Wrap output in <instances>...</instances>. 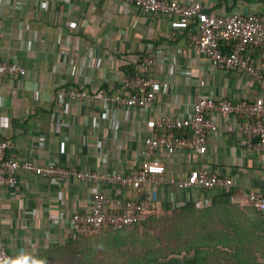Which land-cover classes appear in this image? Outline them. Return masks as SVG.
<instances>
[{"label": "crops", "instance_id": "obj_1", "mask_svg": "<svg viewBox=\"0 0 264 264\" xmlns=\"http://www.w3.org/2000/svg\"><path fill=\"white\" fill-rule=\"evenodd\" d=\"M194 1L208 14L264 16V0ZM169 20L123 0H0V60L14 59L25 71L0 76V138L8 142L7 156L130 173L140 167L153 122L191 111L194 98L264 99V80L215 68L192 52L189 31L172 28ZM62 48L75 52L65 63ZM150 54L158 62L150 75L161 86L152 110L108 107L92 95L63 112L59 88L121 92L130 69L136 72L138 59ZM154 157L164 163L165 178L208 167L233 185L227 191L175 189L176 205L168 183L139 194L104 185L111 203L149 198L155 212L145 226L88 237L74 235L68 225L72 213L88 209L87 185L22 171L15 187L0 188V245L20 264H144L148 252L133 244L136 238L155 224H175L174 232L165 229L163 246L170 251L159 264H259L256 257L264 264V221L247 197L250 190L264 196V157L246 146L243 135L219 130L208 134L203 155L163 150Z\"/></svg>", "mask_w": 264, "mask_h": 264}, {"label": "built area", "instance_id": "obj_2", "mask_svg": "<svg viewBox=\"0 0 264 264\" xmlns=\"http://www.w3.org/2000/svg\"><path fill=\"white\" fill-rule=\"evenodd\" d=\"M143 14L168 17L170 26L188 30L189 46L196 56L207 58L215 68L228 72L241 70L256 81L264 80V16L257 13L230 12L228 15L208 14L202 5L194 0H123ZM262 1V0H259ZM231 42L232 50L226 53L222 43ZM253 49L262 52V59L253 54ZM74 50L62 48L60 56L64 63ZM158 66L154 55L138 59L134 75L121 82V92L108 93L99 88L94 93L81 89L66 91L59 88L56 95L63 112L68 114L70 104L84 102L93 95L104 100L108 107L116 105L138 111L152 110L161 86L150 75ZM91 70V68H90ZM25 75L16 60H0V76ZM67 100L69 102H67ZM221 130L223 133H240L248 148L264 157V99L233 100L231 98L198 96L194 98L191 111L183 115H167L153 122L151 134L144 140L140 167L130 173L117 169L93 170L88 167H66L59 162L39 164L36 161H18L7 156L8 142L0 138V188H12L19 182L18 174L30 172L48 179L64 181L74 179L88 187L89 206L82 212H74L68 218V225L76 236L95 237L105 229L124 230L147 221L155 212V204L149 198L144 200L114 201L107 197L104 185L112 188L132 190L139 194L145 187L154 190L164 183L172 186L169 200L176 205L174 190L227 191L233 185L231 178L222 177L208 167L192 170L183 178H165L166 167L154 156L158 151H182L203 155L206 152L207 136ZM182 131L184 134H176ZM175 190V191H176ZM166 196V195H165ZM248 202L264 221V196L250 190ZM164 199V193H163ZM162 199V200H163ZM56 216L50 219L55 221ZM6 245H0V264H8L11 256Z\"/></svg>", "mask_w": 264, "mask_h": 264}, {"label": "rangeland", "instance_id": "obj_3", "mask_svg": "<svg viewBox=\"0 0 264 264\" xmlns=\"http://www.w3.org/2000/svg\"><path fill=\"white\" fill-rule=\"evenodd\" d=\"M154 229L155 230H152L150 231L149 233L147 232L146 235L144 233V235L140 238H138V240L133 243L135 245H138L140 244L141 248H143L145 251L148 252V254L145 256V261L143 262L144 264H159V261L160 259H162V256L165 254L164 251H170V247H165V245L163 246L164 242V233H165V229L168 230V228H172L174 232V227H175V224H171V225H167L164 226V228H161V226L158 224V225H154ZM119 235H114V237H118ZM121 236V235H120ZM118 240V239H116ZM118 242V241H116ZM163 242V243H162ZM258 248V245L257 246H251V249L252 251H254V249H257ZM233 253L235 252H232L231 253V258L234 259V255ZM261 253V252H259ZM240 254V253H239ZM238 254V255H239ZM151 257H148L150 256ZM252 254H246V257L248 258H251ZM237 256V255H236ZM257 260H259V264H262V262L260 261L259 257H256ZM248 264H256V263H252V259H248Z\"/></svg>", "mask_w": 264, "mask_h": 264}, {"label": "trees", "instance_id": "obj_4", "mask_svg": "<svg viewBox=\"0 0 264 264\" xmlns=\"http://www.w3.org/2000/svg\"><path fill=\"white\" fill-rule=\"evenodd\" d=\"M222 48H223V50L226 52V53H228V51H230V50H232V48H233V44H231V42H228V43H225V42H223L222 43ZM258 51H260V50H258ZM261 52V51H260ZM253 54L254 55H256V52L255 51H253ZM136 72L133 70V67H132V69H130V74H129V76L130 75H134ZM176 134H182V131H176ZM151 219L152 218H150V219H148L147 221H145V222H142L141 223V225H137V226H134V227H139V226H145L149 221H151ZM166 226V225H165ZM167 227H168V225H167ZM107 229H110V230H112L111 228H107ZM125 229H127V228H125ZM124 229V230H125ZM106 230V229H105ZM121 230V229H120ZM120 230H117V231H120ZM112 231H114V230H112ZM122 231V230H121ZM138 240V238H136V241ZM163 243V242H162ZM8 253V252H7ZM10 255V254H9ZM164 256V255H163ZM162 256V257H163ZM14 258H12L11 257V260H10V262H8V264H12V262L14 261L13 260Z\"/></svg>", "mask_w": 264, "mask_h": 264}, {"label": "clouds", "instance_id": "obj_5", "mask_svg": "<svg viewBox=\"0 0 264 264\" xmlns=\"http://www.w3.org/2000/svg\"><path fill=\"white\" fill-rule=\"evenodd\" d=\"M13 264H20V262H13ZM30 264H44L41 260H31Z\"/></svg>", "mask_w": 264, "mask_h": 264}]
</instances>
